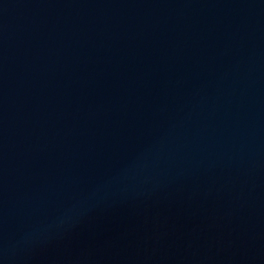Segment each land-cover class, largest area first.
Instances as JSON below:
<instances>
[{
    "label": "water",
    "instance_id": "obj_1",
    "mask_svg": "<svg viewBox=\"0 0 264 264\" xmlns=\"http://www.w3.org/2000/svg\"><path fill=\"white\" fill-rule=\"evenodd\" d=\"M0 264H264V0H0Z\"/></svg>",
    "mask_w": 264,
    "mask_h": 264
}]
</instances>
